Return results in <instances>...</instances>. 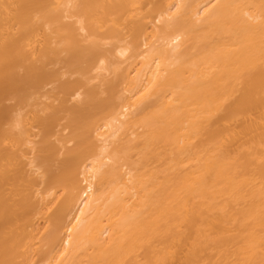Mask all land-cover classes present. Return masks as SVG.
Here are the masks:
<instances>
[{"label":"bare ground","instance_id":"1","mask_svg":"<svg viewBox=\"0 0 264 264\" xmlns=\"http://www.w3.org/2000/svg\"><path fill=\"white\" fill-rule=\"evenodd\" d=\"M0 264H264V0H0Z\"/></svg>","mask_w":264,"mask_h":264}]
</instances>
